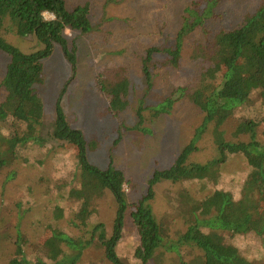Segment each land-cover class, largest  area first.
Returning a JSON list of instances; mask_svg holds the SVG:
<instances>
[{
    "label": "trees",
    "instance_id": "16d2710c",
    "mask_svg": "<svg viewBox=\"0 0 264 264\" xmlns=\"http://www.w3.org/2000/svg\"><path fill=\"white\" fill-rule=\"evenodd\" d=\"M222 1L190 0L178 14L172 40L167 37L136 53L144 79V98L136 110L126 64L97 76L99 90L108 96V114L117 121L131 114L126 121L132 125H119L108 163L99 167L91 154L100 143L89 141L75 126L66 102L78 77L77 45L66 33L97 31L94 4L0 0V52L9 58L0 80V175L14 168L5 176L12 181L20 174L17 166L31 162L53 165L60 175L39 177L43 195H53L57 202L34 201L35 206H28L20 201L17 211L11 210L22 225L35 218L42 225L50 221L39 242L29 230L25 235L18 229L10 238L11 226L5 216L0 218V246L10 238L11 253L15 252L5 264H77L88 247L104 249L110 264H264V143L257 138L264 125V1L230 30L219 25L224 19L218 8ZM57 49L71 74L46 123L39 87L45 62ZM113 55L121 58L125 51ZM161 87H167V95H160ZM151 95L159 102L149 104ZM190 106L202 115L189 117L183 110ZM125 131L138 133L140 144L147 135L155 136L159 150V144L170 148L183 142L166 167L150 171L143 190L140 184L132 186L125 169L117 165ZM237 158L246 168L231 175L226 167ZM211 182L215 189L207 188ZM165 184L159 216L156 190ZM205 192L212 195L209 208L220 207L213 216L205 215L208 206L196 212L206 200L201 196ZM108 193L117 204L111 234L102 223L78 226L77 236L54 230L51 214L56 206L64 212L63 207L71 205L70 210L81 213L93 210ZM38 206L51 211L35 213ZM3 207L0 198V214ZM177 219L183 220L184 230L170 228ZM128 226L132 236L127 243ZM61 244L69 249L68 257L59 261ZM41 255L58 261L48 263Z\"/></svg>",
    "mask_w": 264,
    "mask_h": 264
},
{
    "label": "rangeland",
    "instance_id": "374dc122",
    "mask_svg": "<svg viewBox=\"0 0 264 264\" xmlns=\"http://www.w3.org/2000/svg\"><path fill=\"white\" fill-rule=\"evenodd\" d=\"M86 1L94 4L93 21L98 32L74 34L71 31H67L66 33L70 41L75 39L74 41L78 49V77L72 84L70 89L71 93L66 98V102L68 114L71 121L76 124L75 126L85 133L89 141L94 139L100 143L99 149L94 154H91V157H93L94 163L97 166L103 167L107 165L108 152L114 146L111 143L118 137L117 130L119 125L124 124L128 127H132V125L126 121V119H130L131 114H127L122 121H117L113 116L108 114V96L105 92L99 90L97 76L99 74L108 75L116 67L115 65L122 67L123 64H126L134 86L130 89L135 91L133 98L136 110L139 102L144 98V79L139 70L136 53H142L148 46L163 43L167 37L172 40L179 27L178 14L183 12L190 0H71V3L84 5ZM263 1L223 0L218 7L224 14L223 21L219 23L220 27L224 30L233 29L242 22L247 13L256 9ZM169 3L170 7H167ZM70 43L72 44L73 42ZM120 50L125 51L124 56L119 58L113 55ZM8 62V56L0 52V80H2L6 73ZM186 73L188 74L189 70ZM70 74V64L61 50L57 49L54 55L45 62L44 82L39 87V93L45 107L46 123H50L52 120V111L62 89L70 79ZM160 92V95H167L169 90L167 87H161ZM1 98L2 92H0V102ZM150 100L151 102H148L149 104L159 102L154 95L150 96ZM183 112L189 117L197 116L199 118L202 115L200 109H195L192 106L186 108ZM132 120L135 121V118ZM124 135L120 148H117V165L125 169L124 171L132 186L135 183L140 184L138 187L140 190L144 189L142 182L150 174V171L152 169L160 170L166 167L165 165L183 145V142L180 141L173 143L170 148L159 144V150L156 142L159 143L160 140L158 141L155 136L147 135L149 138L146 142L140 144L138 142V133L125 131ZM257 138L260 142L264 143V125L259 128ZM154 139L156 142H154ZM17 168L20 174L12 181H8L5 176L9 175L14 168L0 175V198L4 202L0 218L5 216V219L11 226L7 227L12 233L10 238L16 235L18 229L25 235H27L29 230L34 233V241L39 242L40 238L45 236L46 224L50 221H42V225L35 218L33 220H27L22 225L17 215L11 210L17 211L16 205L20 201L28 204V206L31 204L35 206L34 201L40 205L46 204L49 200L57 202L55 196L43 195L44 187H42L43 183L39 177L43 175L46 178H59L60 175L56 172L53 165L42 166L35 162L22 164L17 166ZM245 168L246 165L242 158H237L228 164L226 170L231 175H238L243 173ZM164 186H168V184L156 190L158 200H156V204L158 206L159 216H161L160 210L163 208L162 191L164 190ZM124 188L131 190V187H128L127 184H124ZM207 188L215 189L216 187L211 182L207 185ZM201 196H204L206 200L196 207L197 214L199 212H205L203 210L208 206L205 215L213 216L217 212L216 209L220 207L214 206V210H211L209 206L213 205L209 204L213 202L211 201L212 195L205 192ZM116 205V201L108 193L103 199L96 202L93 210L86 209L81 213H77L74 209L70 210L71 205H67L63 207L65 210L63 212L56 206L54 209L56 211L52 210L51 221L54 222L55 231H63L67 234L73 232L75 236L79 234L78 226L85 223L105 224L111 234L116 218ZM44 209L51 211L46 206H38L34 212L38 213L42 212V210L47 212ZM16 224L18 225L16 226ZM170 228L182 231L185 229V224L182 219H177ZM88 230L89 228H87ZM125 234L126 242L128 243L131 241L132 236L130 226H128ZM10 238L3 241L0 246V264H5L6 261L15 255V252L11 253L13 246L11 245ZM76 241L79 242L78 240ZM61 245H59V248L62 254L58 258L59 261L63 257H68L67 253L69 248L66 245L65 247ZM88 248H86L88 250L77 264H110L106 262L104 249L99 250L95 247ZM41 256L48 263L58 261H55V257ZM29 257L34 258L30 253Z\"/></svg>",
    "mask_w": 264,
    "mask_h": 264
}]
</instances>
